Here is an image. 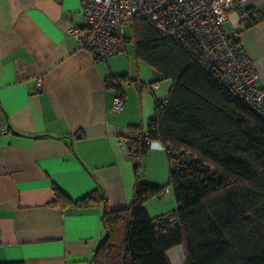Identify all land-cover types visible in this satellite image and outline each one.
Listing matches in <instances>:
<instances>
[{
    "label": "crops",
    "instance_id": "crops-1",
    "mask_svg": "<svg viewBox=\"0 0 264 264\" xmlns=\"http://www.w3.org/2000/svg\"><path fill=\"white\" fill-rule=\"evenodd\" d=\"M252 10L264 14V0L232 9L227 28L238 26L264 88V19L245 27L239 13L245 19ZM80 24V0H0V264H93L106 236L102 205L52 206L54 187L75 201L100 184L110 210L128 207L136 174L119 138L129 126L145 128L172 86L134 49L127 54L128 44L108 60L82 48L67 33ZM122 75L127 97L114 114L107 79ZM168 174L164 147L154 142L139 176L164 185ZM144 208L151 218L165 215L176 208L174 195L151 197ZM168 258L185 264L182 246Z\"/></svg>",
    "mask_w": 264,
    "mask_h": 264
},
{
    "label": "trees",
    "instance_id": "trees-1",
    "mask_svg": "<svg viewBox=\"0 0 264 264\" xmlns=\"http://www.w3.org/2000/svg\"><path fill=\"white\" fill-rule=\"evenodd\" d=\"M239 13L245 27L264 19L256 10L245 19L246 12ZM127 40L137 60L160 80L172 81L167 96L155 100L148 125L128 127L127 152L136 174L132 203L110 210L99 184L75 201L55 186L52 206L102 205L106 236L93 264H171L168 251L177 246L185 264H264V121L180 42L161 37L149 19L137 16ZM112 78L130 81L127 75L107 81ZM154 142L162 144L169 163L164 185L139 176ZM166 188L176 208L151 218L144 204Z\"/></svg>",
    "mask_w": 264,
    "mask_h": 264
},
{
    "label": "built area",
    "instance_id": "built-area-1",
    "mask_svg": "<svg viewBox=\"0 0 264 264\" xmlns=\"http://www.w3.org/2000/svg\"><path fill=\"white\" fill-rule=\"evenodd\" d=\"M252 0H80L81 24L68 28L82 48L108 60L126 50L124 26L139 16L151 21L161 37L180 42L195 59L215 73L234 95L264 121V88L256 67L238 42V26L227 28L230 11ZM108 85L124 83L110 79ZM116 89L111 113L118 114L126 99ZM128 129L119 143L127 151ZM148 142V140H147ZM150 143V142H148ZM169 188L160 192V197ZM173 224V221H170Z\"/></svg>",
    "mask_w": 264,
    "mask_h": 264
},
{
    "label": "rangeland",
    "instance_id": "rangeland-1",
    "mask_svg": "<svg viewBox=\"0 0 264 264\" xmlns=\"http://www.w3.org/2000/svg\"><path fill=\"white\" fill-rule=\"evenodd\" d=\"M124 29H125V35H126V37L127 38H129V39H131L132 38V36H133V25L132 24H126L125 26H124ZM128 48H127V51H126V53L127 54H133V44H132V42L131 41H129L128 43ZM125 53V52H124ZM125 55V54H124ZM172 83V82H171ZM171 193V189L169 188V193L167 194V195H165V197L166 196H168L169 194ZM174 249V248H173Z\"/></svg>",
    "mask_w": 264,
    "mask_h": 264
}]
</instances>
